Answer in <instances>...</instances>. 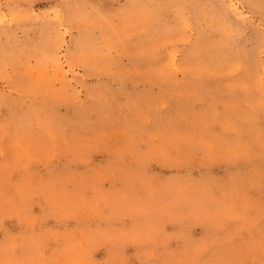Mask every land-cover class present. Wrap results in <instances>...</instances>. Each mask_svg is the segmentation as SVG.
<instances>
[{"label":"rangeland","instance_id":"374dc122","mask_svg":"<svg viewBox=\"0 0 264 264\" xmlns=\"http://www.w3.org/2000/svg\"><path fill=\"white\" fill-rule=\"evenodd\" d=\"M0 264H264V0H0Z\"/></svg>","mask_w":264,"mask_h":264}]
</instances>
